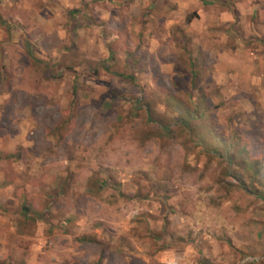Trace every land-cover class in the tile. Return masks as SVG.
Segmentation results:
<instances>
[{
	"label": "rangeland",
	"instance_id": "374dc122",
	"mask_svg": "<svg viewBox=\"0 0 264 264\" xmlns=\"http://www.w3.org/2000/svg\"><path fill=\"white\" fill-rule=\"evenodd\" d=\"M0 264H264V0H0Z\"/></svg>",
	"mask_w": 264,
	"mask_h": 264
},
{
	"label": "trees",
	"instance_id": "16d2710c",
	"mask_svg": "<svg viewBox=\"0 0 264 264\" xmlns=\"http://www.w3.org/2000/svg\"><path fill=\"white\" fill-rule=\"evenodd\" d=\"M28 53H29V55L32 57V58H34V59H36L37 57L34 55V53L32 52V49H28ZM149 112V111H148ZM150 116H152L151 114H150ZM186 117H181V119H180V121H182L183 122V124L186 126V124L187 125H191V119H199V118H201L202 117V113H200V112H197L196 111V109H193V110H190V109H187L186 110V115H185ZM151 118V117H150ZM224 142L223 141H221V144H223ZM214 152L215 153H218V154H221L222 156H224V155H226L227 156V158L228 159H230V160H235V158H236V154H234L233 152H228V153H222L221 151H218V150H216V149H214ZM241 152H245V148L243 147V146H241L240 147V149L238 150V153H241ZM242 154V153H241ZM244 154V153H243ZM240 155V154H239ZM239 181L240 182H243V181H241L240 179H239Z\"/></svg>",
	"mask_w": 264,
	"mask_h": 264
}]
</instances>
